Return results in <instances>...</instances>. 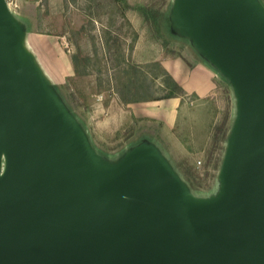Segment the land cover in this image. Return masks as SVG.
<instances>
[{"label":"water","instance_id":"water-1","mask_svg":"<svg viewBox=\"0 0 264 264\" xmlns=\"http://www.w3.org/2000/svg\"><path fill=\"white\" fill-rule=\"evenodd\" d=\"M186 5L190 20L179 0L185 30L249 107L226 197L205 209L189 204L147 148L118 177L91 160L21 46L16 13L0 0V149L8 126L12 151L10 178L0 179V264H264V111L256 109L264 102V15L250 0ZM12 61L45 99L16 89Z\"/></svg>","mask_w":264,"mask_h":264},{"label":"rangeland","instance_id":"rangeland-1","mask_svg":"<svg viewBox=\"0 0 264 264\" xmlns=\"http://www.w3.org/2000/svg\"><path fill=\"white\" fill-rule=\"evenodd\" d=\"M23 1L15 14L22 43L28 37L25 32L31 30L36 46H26V52L91 160L107 175L118 177L144 147L192 207L222 203L233 145L249 111L225 72L214 65L213 94L195 104L187 99L191 113L210 112L212 123L205 139L195 138L191 125L167 128L149 117L126 119L112 105L114 99L138 103L165 97L174 85L161 64L164 56L191 63L208 59L182 24L186 21L179 0ZM250 1L264 15V0ZM34 50L50 71H59L56 76L44 73ZM70 65L72 74L65 75ZM256 109L264 111V102ZM222 124L230 130L226 141L216 132ZM11 152L10 129L5 126L0 179Z\"/></svg>","mask_w":264,"mask_h":264},{"label":"crops","instance_id":"crops-1","mask_svg":"<svg viewBox=\"0 0 264 264\" xmlns=\"http://www.w3.org/2000/svg\"><path fill=\"white\" fill-rule=\"evenodd\" d=\"M20 34L19 42L25 51H27L25 48L26 46L30 48L36 46V43L32 41L33 37L29 36L31 30L25 32L28 37L24 39L26 40L24 44L22 43ZM34 52L36 56L39 55L38 51L34 50ZM37 59L40 62L42 61L40 55L39 57L37 56ZM160 61L165 70L183 87L184 92L179 96L138 103H124L118 99H114L112 104L114 109H117L118 115L121 114L126 119L127 117L131 118L133 116L138 118L149 117L154 121L160 122L167 128L171 126H180L184 128V124L189 127L191 125L192 130L195 132L194 137L198 140L205 139L207 130L212 123L210 112L203 110L201 113L198 112L197 115L195 112L191 113V106L187 99H192L191 101L195 104L196 100L213 94L216 88L214 64L206 58L191 63L190 61H185L181 57L164 56ZM41 63L46 70L44 71L46 75L54 77V75L56 76L57 73H59L58 70L56 71L57 73L55 71H50L43 61ZM67 68L69 72H65L64 74H72L70 70L73 69V66L70 65L67 66Z\"/></svg>","mask_w":264,"mask_h":264},{"label":"bare ground","instance_id":"bare-ground-1","mask_svg":"<svg viewBox=\"0 0 264 264\" xmlns=\"http://www.w3.org/2000/svg\"><path fill=\"white\" fill-rule=\"evenodd\" d=\"M182 8L187 16V18L190 20L191 19V14L190 11L186 5V0H182ZM190 22V21H188ZM192 23V22H190ZM12 68H13V73H14V80H15V86L16 89L20 92L31 90L39 94L41 97L45 99V97L37 90V88L30 82L27 74L25 71L21 68V66L12 61ZM143 156L147 159V161L152 165V167L160 174L162 175L165 179L171 182V180L164 174V172L156 165V163L153 162L151 157L147 153H143ZM10 178V173H7L6 176L4 177V182H7ZM112 181H119V179H113L110 178ZM172 183V182H171Z\"/></svg>","mask_w":264,"mask_h":264},{"label":"trees","instance_id":"trees-1","mask_svg":"<svg viewBox=\"0 0 264 264\" xmlns=\"http://www.w3.org/2000/svg\"><path fill=\"white\" fill-rule=\"evenodd\" d=\"M170 82L174 85V88L163 98L179 96L184 92L183 87L170 75ZM216 132H221L222 141H226L229 138L230 130L229 127L222 125L216 126ZM159 133V132H158Z\"/></svg>","mask_w":264,"mask_h":264},{"label":"built area","instance_id":"built-area-1","mask_svg":"<svg viewBox=\"0 0 264 264\" xmlns=\"http://www.w3.org/2000/svg\"><path fill=\"white\" fill-rule=\"evenodd\" d=\"M8 8L14 12L18 13L22 7L23 0H5ZM200 162V161H199Z\"/></svg>","mask_w":264,"mask_h":264}]
</instances>
